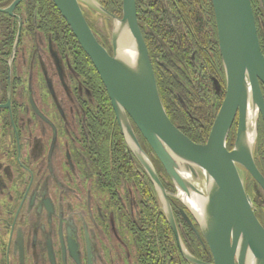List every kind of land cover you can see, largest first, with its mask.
I'll return each mask as SVG.
<instances>
[{"label":"flooded vegetation","instance_id":"1","mask_svg":"<svg viewBox=\"0 0 264 264\" xmlns=\"http://www.w3.org/2000/svg\"><path fill=\"white\" fill-rule=\"evenodd\" d=\"M14 1L0 0V9ZM84 1L86 21L112 55L107 24L122 17L123 0ZM251 1L264 53V5ZM135 2L165 110L205 143L227 92L212 0ZM98 15L105 18L100 27ZM131 124L165 189L174 227L53 0H20L11 14L0 11V264H198L182 250L214 262L196 208ZM237 124L238 117L231 130Z\"/></svg>","mask_w":264,"mask_h":264},{"label":"water","instance_id":"2","mask_svg":"<svg viewBox=\"0 0 264 264\" xmlns=\"http://www.w3.org/2000/svg\"><path fill=\"white\" fill-rule=\"evenodd\" d=\"M260 1L264 5V0ZM19 2L15 0L0 11L11 14ZM53 2L98 71L128 147L153 180L173 227L165 189L131 120L185 196L183 200L195 204L196 217L214 256L211 264H264V225L255 214L243 177L245 170L264 194V174L254 153L260 120L264 124V53L252 1L212 0L227 92L205 143L191 139L165 110L138 24L135 0H123L122 17H113L112 55L97 40L78 0ZM251 116L255 127L250 135ZM236 117L235 141L229 149ZM202 178L204 192L192 181ZM182 251L187 258L204 264Z\"/></svg>","mask_w":264,"mask_h":264},{"label":"rangeland","instance_id":"3","mask_svg":"<svg viewBox=\"0 0 264 264\" xmlns=\"http://www.w3.org/2000/svg\"><path fill=\"white\" fill-rule=\"evenodd\" d=\"M83 4L85 5V6H90V5H92L93 7H95V2L94 1H92V0H87V1H84L83 2ZM98 17L100 18L99 20H98V18H97V26L98 27H100L102 24H103V21L105 20V18L101 15H98ZM107 28H108V32H107V34L110 36L111 35V31H113V28H114V21L112 22V23H109V24H107ZM262 125H263V122H262V120H260V125H259V131H260V129H261V127H262ZM259 131H258V137H259ZM236 136V135H235ZM258 137H257V139H256V141H255V145H254V153H255V150L257 149V144H258ZM234 141H235V139H234ZM229 142H230V140H229ZM228 142V146L229 147H233V144L234 143H229ZM256 156V155H255ZM243 177H244V182H245V187L250 191L251 189H253V192H252V194L254 195V198H255V200H256V209H257V212L259 213V215H260V217L263 219V221H264V194H263V192H262V190H261V188H260V191L262 192V194H263V196H259L258 195V191H257V188H256V185H255V183H254V180L251 178V176L249 175V173L247 172V171H245V170H243ZM249 188H251V189H249ZM255 190V191H254ZM252 191V190H251ZM250 191V192H251ZM255 192V193H254Z\"/></svg>","mask_w":264,"mask_h":264},{"label":"trees","instance_id":"4","mask_svg":"<svg viewBox=\"0 0 264 264\" xmlns=\"http://www.w3.org/2000/svg\"><path fill=\"white\" fill-rule=\"evenodd\" d=\"M236 130L235 129H233V130H231V133H230V137H229V140H230V142H229V140H228V142L229 143H234V139H235V135H236V132H235ZM210 132V128H208L206 131H205V133H206V136H204V137H206L207 138V133H209ZM192 139L195 141V142H198V143H202V142H204L203 141V139L202 140H200V139H198V138H194L193 136H192ZM229 147V146H228ZM232 147H229V149H231ZM255 159H256V163H257V165H258V167H259V169L262 171V173L264 174V124L262 125V127H261V129H260V131H259V137H258V144H257V149L255 150ZM252 178V177H251ZM253 179V178H252ZM254 180V179H253ZM254 183H255V185H256V188H257V191H258V195L259 196H263V194H262V192L260 191V187H259V185L255 182V180H254ZM249 189H251V188H249ZM252 190V191H251ZM250 191L251 192H253V189H251ZM255 191V190H254ZM255 193V192H254ZM255 199V198H254ZM255 202H256V200H255ZM257 203V202H256Z\"/></svg>","mask_w":264,"mask_h":264},{"label":"bare ground","instance_id":"5","mask_svg":"<svg viewBox=\"0 0 264 264\" xmlns=\"http://www.w3.org/2000/svg\"><path fill=\"white\" fill-rule=\"evenodd\" d=\"M254 127H255V123H254V118L251 116L250 117V123H249V130H250V135L252 134V132L254 131ZM192 181H193V183L195 184V186L198 188V189H200L201 191H205V179L204 178H202V180L201 181H197V180H194V179H192ZM189 201V203H190V205H192V207L193 208H196L195 207V204L192 202V201H190V200H188ZM197 209V208H196Z\"/></svg>","mask_w":264,"mask_h":264}]
</instances>
